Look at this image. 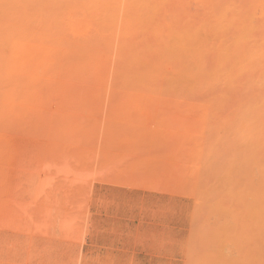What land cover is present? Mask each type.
<instances>
[{
  "label": "rangeland",
  "instance_id": "1",
  "mask_svg": "<svg viewBox=\"0 0 264 264\" xmlns=\"http://www.w3.org/2000/svg\"><path fill=\"white\" fill-rule=\"evenodd\" d=\"M178 1L166 0L157 13L175 9L183 26L150 23L154 30L162 26L161 35L148 23L140 30L103 24L101 0H0V264H201L205 255L212 264H263L264 248L246 249L252 241L239 234L241 220L234 223L232 205L245 173L223 169L228 129L222 126L230 124L244 88L224 86V80L193 81L187 57L166 61L173 29H198L205 18L215 20V0ZM210 27L198 29L201 41H212ZM149 32L160 33L166 46ZM133 52L141 62L134 63ZM213 58L208 56V65ZM211 131L222 132V141ZM208 162L223 172H209ZM197 209L205 223H199ZM215 223L220 227L213 229ZM198 226L202 235L210 230L220 238L197 236ZM200 236L208 240L201 243ZM203 246L216 253L220 247L225 259L209 248L205 254Z\"/></svg>",
  "mask_w": 264,
  "mask_h": 264
},
{
  "label": "bare ground",
  "instance_id": "2",
  "mask_svg": "<svg viewBox=\"0 0 264 264\" xmlns=\"http://www.w3.org/2000/svg\"><path fill=\"white\" fill-rule=\"evenodd\" d=\"M198 1H200V0H198ZM205 1H207V0H205ZM213 1L214 0H210L211 3ZM101 2L103 4L102 12L107 15L106 16V20L103 21V24H108L109 27H115V26H117L119 24L122 27L125 26V28L126 27L137 28L139 26H145V24H147V23L148 24H150V23L151 24L152 23L153 24H158V23L161 24V22H163L162 24H165V25L166 24L167 25L168 24H182V26H183L182 16L181 17H177L176 16L177 13L174 12L175 9L173 11L171 10V12H169V13L168 12H163V13H165L163 16L162 15H160V16L158 15V13H159V12L157 13L158 9H160V7L166 2V0H101ZM179 2L180 1H178V3ZM210 2L208 0V3H210ZM193 3H195V1ZM213 3L216 5V6H214L215 9L213 7H211V6L214 5L213 4L210 7H211V9L213 8L214 11L213 12L211 10L210 11L213 13V18H215L214 22H212V20L210 18H205L207 20L209 19L208 20L209 23H207L206 22L207 20L205 21L204 19H203L204 21H200V19H199L200 22L198 23V24H201L200 26H198L200 28H203V27L207 26V24H212V27H210V28H212L211 30H212V33H213V39H210V38L208 39V41L209 40H212V41L207 42L206 39H205V42H203L204 39L201 41V39H200L201 36L200 35L202 33H204V32H200L199 31L200 28H198L199 29L198 30V29H196L194 27H191V26H189L187 24L188 26L185 25L186 27H179L177 29H173L175 31L170 29L171 31H173V32H171V36H175V38H176L175 41H174L175 43L172 44V46L175 45L174 47L176 48V50L174 49V47L170 46L171 50L169 49L168 50L169 52L166 51L168 53L164 52L163 54H164V56H166V55L168 56V57L166 56V58H167L166 61H168V59L171 58V56L172 57L174 56V59H175V57L177 58V56H178V58L184 56L185 59L187 57V60H188V58L190 60H192V62H191L192 67H191V64L189 66L190 70H187V68H185V69H186V71H188L189 77L192 78L193 81H196L198 78L199 79H201V78L203 79L204 78L205 81L207 80V81H211L213 83L221 82V80H224V82L222 83L224 86L227 85V87H229V86L231 87V86L236 85L237 83H240V86H243V88H244L243 93L241 91L242 94L239 97V100L237 98L238 101H236L235 109H234L235 115L233 116V114H232V118H231L230 124L226 125L225 122H221L223 124L225 123V127L222 126V128H224V129L227 128L228 129V132H227V129H226V131L224 130V134L227 132L226 133L227 137H226V135H223V136L226 137V138L223 137V141H224L223 150H224V153L226 152L225 155H226L227 160L224 157L225 156L224 155L223 156L224 158L222 156L221 157H222V159H224L223 161H224L225 164L224 165L222 164L223 161H221V163H219L220 159L218 160V163L220 164L219 167H223L224 166L223 169L226 167L225 171L228 169V172L230 170V173L231 172H235L234 176L238 175L237 173H239V174L241 172H243V174L245 173L244 174L245 176L243 175L244 178L246 179L245 183H244V186H243L244 189L241 190V192H240V194L238 196H234V198H235L234 199V204L232 205V207L236 206L235 207L236 211L234 213L235 214L234 216L236 217L234 219L236 221L234 223L239 222L241 220V224H242L243 228H242V226H238V225H237L238 227L235 226V228L237 229V228L240 227V228L244 229V230H242V229L239 228L240 230L237 229V231L239 230V234L242 235V236L244 235V237L248 238V240L250 238V241H252V242L248 243V245L249 244L250 245L251 244H256L255 248H257V250H258V247H259V249L260 248L261 249L264 248V0H247V2L244 5H241V6H240L239 2L235 4V2H233L232 0H215V2H213ZM189 4L190 3H188V6H189ZM203 4H201V5H203ZM185 7L186 6L184 4V7H182V8H185ZM204 7H205V4H204ZM184 10H186V9H184ZM242 10L246 11L245 14L240 12ZM179 11H180V9H179ZM192 12L194 13L195 11H192ZM197 12L198 11H196L195 13L197 14ZM199 12H200V10H199ZM159 14H161V13H159ZM196 14H190L191 17L193 16V20H194V16ZM205 14H206V12H205ZM186 15L184 17H186ZM156 16L157 17L159 16V18L157 19ZM161 16H162V18H160ZM211 16H209V17H211ZM155 17H156L157 21H156ZM197 17H198V15H197ZM183 20H185V19L183 18ZM188 20H186V21H188ZM186 21H184V22L186 23ZM191 21H192V19H191ZM210 21L212 23H210ZM191 23L194 24L193 22H191ZM191 23H190V25H191ZM151 24H150L149 29L153 27L152 31H156V30H158V32H159V30L161 31V29H158L159 26H161V25L155 26V30H154V26H151ZM196 24H197V22H196ZM192 26H194V25H192ZM145 28H147V27L145 26ZM166 28H167V26H166ZM170 28H175V26L174 27L170 26ZM138 29L139 28H137L136 30H138ZM205 31L207 32V30H205ZM158 32H156L154 34L153 33L151 34L150 32L149 33L151 35H155ZM158 34L160 36L161 43L165 44V41H164L165 39H163L161 37V35H163L162 31H161V35H160V33H158ZM169 36H170V33H169ZM171 36H170V38H171ZM147 38H148V36H147ZM147 38H145V39L147 41H149V42L152 39L151 38L149 40ZM158 40H156V41H158ZM147 41H145L146 42L145 44H148ZM161 43H160V45H162ZM165 46H166V44H165ZM155 49L157 50V48H155ZM210 54L211 55L213 54L215 56V59L213 58V61L215 60V62H214V65H212V66H211V64H213V63H210V61H209V65H208V61H207V60H209L208 56H210ZM164 56H163V58H164ZM140 57H142V55L139 52H136V53L133 52L132 60H134V63H136V61L141 62V60L139 61V59H138ZM159 59H160V57H159ZM173 61H175V60H173ZM183 63H185V62H183ZM143 68L145 69L146 67H143ZM154 69L156 71V68H154ZM139 70H140L139 72H141V69H139ZM149 70H150V68L148 69V71ZM144 71H147V70H142V72H144ZM151 72H154V71H151ZM150 74H152V73H150ZM186 74H184V76ZM184 78H182V79H184ZM186 81H188V80H186ZM236 87H237V85H236ZM202 113H204V112H202ZM227 117L230 119L231 116H227ZM227 117L225 119H228ZM221 123H219V124L221 125ZM228 126H229V128H228ZM164 127H166V126H164ZM174 127H175V125L173 123V128ZM219 128H220V130L222 129L221 126ZM170 129H171V127H170ZM216 129H217V127H216ZM211 132H213L212 135H214V131H211ZM212 135H210V137ZM215 135L216 136L219 135L221 139H218V140L222 141V132H221V134L216 132ZM215 138H217V137H215ZM216 142H218V141H216ZM221 144H222V142H221ZM225 160H226V162H225ZM214 161H213V163H214ZM213 163L212 164L209 163V165L210 164L213 165ZM216 163H217V161H216ZM216 163H215V165H213V169H211L212 167L210 168V166L207 164L209 166V172H211L213 170L212 172L217 171L218 174L222 173L223 171L221 172V170H219L217 168L218 166H216L217 165ZM205 164L203 163V165H205ZM214 168H215V170H214ZM217 172L215 174H217ZM226 173H227V171H226ZM203 174H204V171H202V175ZM207 175L209 176V174H207ZM255 175L257 176V177H255L256 179L253 178V176H255ZM212 176L211 175L209 176V177H211L210 181L212 180ZM203 177L206 178L207 176H203ZM219 177H220V175L218 176V178ZM216 178H217V176H216ZM214 179H215V177H214ZM214 179H213L214 183L211 181V183H213V184H215V182L217 181V180L215 181ZM253 179L256 180V181L252 182ZM202 180L205 181L204 179H202ZM219 180H221V178H219ZM219 180H218V182H219ZM207 181L209 182V178L208 177H207ZM199 183H198V185H199ZM211 183H210V187L212 185ZM204 184H205V182H204ZM216 184L218 186L219 183L216 182ZM202 186H204V185H202ZM206 187H207L208 190H210V187H208L207 185H206ZM206 187H205V189H206ZM215 187L216 186L214 185V187L211 188V190H214ZM198 188H199V186H198ZM205 189H203V190H205ZM207 189L205 191H207ZM216 189H218V187ZM200 190L202 191V189H200ZM210 191H209V195L211 193ZM214 191H216V190H214ZM214 191H213V194L215 193ZM202 193H203V191H202ZM219 194H220V192L216 193L213 196V197L216 196L215 197L216 200L214 199L213 201H217L218 198L220 199V197H218V196H220ZM203 195H205V192L203 193ZM203 195H202L203 200H205V198H207V197L209 198V196H206L204 198ZM198 197H200V196H198ZM213 197H211V198L213 199ZM223 200H224V198H223ZM205 201L208 202L207 200H205ZM222 201L220 200L218 203H221ZM209 202L211 203L212 201H209ZM223 202H225V201H223ZM201 203H203V202H201ZM221 205H222V203H221ZM225 205H222V206H225ZM204 206H205V209H204V207L202 209L205 211L206 210V205L204 204ZM210 206H213V205H211V204L207 205V207H210ZM230 207H231V205H230ZM230 207H229V209H230ZM213 208H216V207L213 206ZM225 208H227V207H225ZM198 209H197V214H199L198 216H200V215L203 216L204 213H202V211L198 213ZM217 209H220V208L217 207L216 210ZM221 209H224V207L221 208ZM216 210H214V211H216ZM226 210H228V209H226ZM210 211H212V208L210 209ZM208 212H209V210H208ZM219 212L220 211H218L217 213H219ZM222 212L225 213V209H224V211L222 210L221 213ZM200 213H202V214H200ZM223 213L221 215L225 216V214H227V213H225V214H223ZM218 215L216 216V219H217ZM206 216H207V214H206ZM220 217H222V216H220ZM201 218H200L201 219L200 220L199 217H198V219L196 218V220H198V221L200 220L199 223H201V222H203L202 220L204 218V223H205V221H206L205 218H207V217L204 216V217H201ZM212 218H214V216ZM213 221H215V220H213ZM207 222H208V220H207ZM207 224L208 223H206V227L209 226V225L207 226ZM215 224H218V223H215ZM202 225H204V224H201V226ZM221 225H222V223H221ZM199 226H198V228H199ZM223 226L225 227V225H223ZM196 227H197V225H196ZM216 227L217 228L220 227L219 224H218V226L216 225L215 227L213 226L212 228L214 229ZM226 227H228V226H226ZM203 228H204V226H203ZM222 229L224 230V228H222ZM201 230L202 229H200V232H199V230H197V232H199L198 235L196 234L197 236L202 235L201 234V232H202ZM226 230L227 229H225V232H226ZM195 231H196V229H195ZM206 231H207V228H205V232ZM208 231H209V235L213 234V233L210 234V230H208ZM212 231L213 230L211 229V232ZM217 231L221 232L222 230H219V229L216 230V234H217ZM222 232L220 234H224V232L223 233ZM234 232H235V234H234ZM234 232H230V233H233L232 235H235L234 237L239 235V234H237V232L235 230H234ZM243 232H245V233H243ZM220 234H218V235H220ZM206 235H204V236H206V237L209 236L208 233ZM213 235H215V232H214ZM242 236H241V238H242ZM252 236H254V237L256 236L255 237L256 241L254 240L255 238L252 237ZM229 237H230V240L232 238L234 240L233 236L231 238V234H229L228 238ZM202 238L204 239V237H201V236L199 237L201 243L203 242V241H201ZM215 238H217L216 235H215ZM218 238H220V237H218ZM192 239H193V237H192ZM197 239H198V237H197ZM236 239L238 240V236H237ZM242 239H244V238H242ZM204 240L207 241L208 239H204ZM239 240H238V242H239ZM213 241H214V239H213ZM213 241H212V244L214 243ZM216 241L217 242H215V243H222V241L221 242L218 241V240H216ZM235 242L237 243V241H235ZM242 242L244 244L247 243V242L245 243L244 241H242ZM253 242H255V243H253ZM236 243H235V246L237 248V245L239 243L237 245H236ZM240 243H241V240H240ZM207 244L212 246L211 243H209V242H207ZM244 244L241 243V245H244ZM213 245L215 246V244H213ZM250 245H249V247H246V245H245L246 249L250 248ZM251 246H255V245H251ZM190 247H192V246H190ZM201 247H202V245H201ZM205 247L206 246H203L204 250H205ZM216 247H218V246H216ZM220 247H221V245H220ZM220 247L218 248L219 250L216 253V251H214V250L212 252L211 248L213 249V247L209 248L207 246L205 254L208 253L207 251H208V248H209L212 253L215 252L214 254H217L215 257H217V259H218V254L221 257L224 254V252H225L222 249L221 251H223V253L220 254ZM203 248L199 249V251L197 250L198 248L196 250H197L198 253H201ZM214 249H215V247H214ZM250 249H249V252H250ZM210 250H209V252H210ZM239 251H241V250H239ZM254 252H251V256L254 255V254H252ZM198 253H197V255H198ZM212 253H209V254L211 255ZM241 253H242V251H241ZM247 253H248V251L245 254H247ZM195 254L196 253H194V255ZM214 254L212 255V257L214 256ZM259 254L260 255L264 254V250H262L261 253L259 252ZM197 255H196V258L198 260H195V262L196 261L200 262V260H201V262L203 263L204 261L209 260L207 255H205L207 260H204L205 258L203 256H200V257H203L204 261H202V258H200V260H199ZM200 255H202V254H200ZM238 256L241 257L240 255H238ZM247 256L249 257V254ZM222 257L224 258L225 256H222ZM228 257H226V258H228ZM252 257H251V259L249 257V260H252ZM261 257L262 256H260V258ZM255 258H256V256H255ZM210 259L212 260V258H210ZM237 259L238 258H236V260ZM213 260L216 261V258L213 259ZM221 260H223V259H221ZM228 260H229V262H228ZM228 260L226 261L227 262L226 264H229V263L231 264L232 262H234V261L230 262V259H228ZM238 261H241V260L239 259ZM243 261H245L244 258H243ZM255 261L253 260V262H255ZM260 261L263 262L262 259ZM220 262H222V261H220ZM248 262L251 263L250 261H248ZM209 263H210V260H209ZM214 263L215 262L213 261V264ZM218 263L219 262H216V264H218ZM210 264H212V263H210ZM223 264H225L224 261H223ZM258 264H260V263H258ZM263 264H264V262H263Z\"/></svg>",
  "mask_w": 264,
  "mask_h": 264
}]
</instances>
